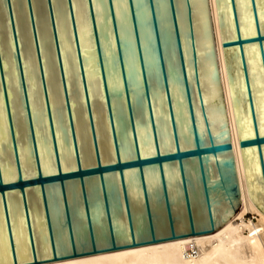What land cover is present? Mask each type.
<instances>
[{
  "label": "water",
  "instance_id": "95a60500",
  "mask_svg": "<svg viewBox=\"0 0 264 264\" xmlns=\"http://www.w3.org/2000/svg\"><path fill=\"white\" fill-rule=\"evenodd\" d=\"M230 3L264 182V27ZM241 194L209 0H0V264L213 233Z\"/></svg>",
  "mask_w": 264,
  "mask_h": 264
},
{
  "label": "bare ground",
  "instance_id": "6f19581e",
  "mask_svg": "<svg viewBox=\"0 0 264 264\" xmlns=\"http://www.w3.org/2000/svg\"><path fill=\"white\" fill-rule=\"evenodd\" d=\"M222 86L240 179L242 209L213 233L102 252L44 264H264V182L256 147L241 140L254 136L239 50L223 42L236 37L230 0H209ZM219 1V2H218ZM244 37L256 34L251 0H236ZM264 27V0H257ZM223 16L225 27L220 25ZM259 129L264 135V69L257 43L245 45ZM230 74L234 80H230ZM243 125V131L240 126ZM264 155V146H263ZM257 214L259 223L247 220Z\"/></svg>",
  "mask_w": 264,
  "mask_h": 264
},
{
  "label": "snow or ice",
  "instance_id": "6c2138e0",
  "mask_svg": "<svg viewBox=\"0 0 264 264\" xmlns=\"http://www.w3.org/2000/svg\"><path fill=\"white\" fill-rule=\"evenodd\" d=\"M240 131L242 132L243 131V125L240 126ZM148 147H151V144H150V141L148 142ZM166 150H170V149H165V148H159V146H157L155 149H153L151 152H150V155L151 154H163ZM137 151H139V149L137 148ZM39 163H43L42 162V159H40L38 161ZM69 169H71V164L68 165ZM78 170V169H77ZM41 173H37V175H40ZM21 178H24V179H31L32 177H21Z\"/></svg>",
  "mask_w": 264,
  "mask_h": 264
},
{
  "label": "rangeland",
  "instance_id": "374dc122",
  "mask_svg": "<svg viewBox=\"0 0 264 264\" xmlns=\"http://www.w3.org/2000/svg\"><path fill=\"white\" fill-rule=\"evenodd\" d=\"M246 219L247 220H251L253 223H259V216L257 215V214H248L247 216H246Z\"/></svg>",
  "mask_w": 264,
  "mask_h": 264
}]
</instances>
